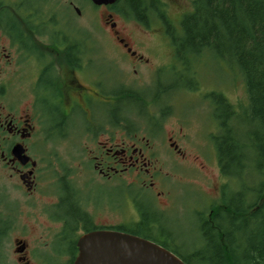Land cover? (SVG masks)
<instances>
[{"label":"flooded vegetation","instance_id":"flooded-vegetation-1","mask_svg":"<svg viewBox=\"0 0 264 264\" xmlns=\"http://www.w3.org/2000/svg\"><path fill=\"white\" fill-rule=\"evenodd\" d=\"M124 1L148 11L177 9L179 21L192 12L187 6L192 4L193 10L192 0ZM68 13L72 15L69 7L59 8L54 0L0 2V42L2 37L7 41L0 49V249L20 213H41L42 232L56 233L47 253L63 258V264H73L79 238L95 230H129L156 242L149 234L154 226L159 241L164 240L159 244L176 246L170 229L163 231L156 216L174 204L163 199L169 192L156 170L155 155L167 151L185 158L181 143L187 134L180 127L167 136L164 125L180 109L173 103L180 92L198 91L203 109V88L192 72L197 58L182 59L171 35L164 39L171 50L147 56L122 33L112 14L103 17L108 30L103 38L113 48L107 53L96 45V35L76 23L68 31ZM146 18L136 20L146 24ZM157 20L165 23L163 16ZM176 62L184 75L171 73ZM227 103L228 114L235 117L238 109ZM212 107L220 133L224 116ZM199 109L190 116L203 124ZM201 123L195 121L194 128H202ZM147 136L162 142L151 143ZM191 143L199 151L201 145ZM128 209L138 216L129 224L97 222ZM15 245L22 264L48 263L46 254L30 262L25 238L16 237Z\"/></svg>","mask_w":264,"mask_h":264},{"label":"rangeland","instance_id":"rangeland-1","mask_svg":"<svg viewBox=\"0 0 264 264\" xmlns=\"http://www.w3.org/2000/svg\"><path fill=\"white\" fill-rule=\"evenodd\" d=\"M54 1L57 2L59 8H70L72 15L68 13L70 19L67 23L69 32H73V27L76 23L77 27L83 29L86 34L91 33L96 35V45L100 46L101 50L107 53L113 50L105 39V35H108V30L104 24L103 17H108V14L113 15V19L117 22L118 27L121 28L122 33L134 41L132 43L135 48L144 52L146 51L148 53L145 52L147 56H154L156 52L166 54V52L171 50L170 46L168 47L165 44L164 39L167 38L166 35H175V37H178L181 34V22L178 20L179 10L177 9L170 10L168 13L166 11L149 10L146 15L147 23L143 24L139 20H136V17L130 15V10L125 3H121L117 9H105L92 6L88 0ZM70 1L80 9V15H77L70 7ZM0 2H14V0H0ZM186 8H189L191 12L192 4ZM159 15L165 18V23L157 20ZM60 16H64L62 12ZM59 24L60 28L65 25H63L60 19ZM137 40L143 41L145 45H137ZM6 43V39L2 37L0 49ZM192 65V72L195 75V79H197L203 88V109L200 108L201 102L198 98L201 95L198 94V91H192V94H189V92H180L174 97V106L179 105L180 109H174V117L170 119L169 123H165L164 128L167 136H169V130L183 128L184 133L187 134V137L182 139L181 143L183 151H185V158L177 157L172 153H167V151L163 152L162 150V153L155 155L156 170L160 172V179L166 184L168 194H170V196L166 194L163 199L174 204L173 208L169 209L172 210V213H168V210L166 213H156V216L160 219L161 223L159 225L164 226V229L161 227L163 231L170 229L168 231L170 239L176 245L171 246V248L183 257L189 258L192 262L196 263L194 251L203 249L202 237L199 230L201 228L199 218L202 215L209 216V214L214 213L219 208V201L222 195L221 191H223L224 186H229L231 181L221 173L218 166L214 137L218 135L219 128L218 122L213 116V114H216L211 105L213 103V97H210L209 94H221L235 109H238L239 113L247 107L249 100L244 77L233 62L203 55L193 60ZM172 66V74L176 77L184 75L183 66L178 62ZM171 77L175 83L179 81L175 77ZM165 78H169V75L167 74ZM182 83L184 84V82ZM179 90L182 91L184 89L181 87ZM198 109L199 111H203V124L196 115L190 116ZM195 121H199L202 128H194ZM188 125L190 126L187 128ZM195 130H198V132L195 133ZM222 133L223 130L220 134ZM147 139L151 140V143L152 141H156L157 144L162 142V138L154 139L147 136ZM191 141L201 145L198 148L199 151L191 149L194 145ZM78 144L79 142L73 145ZM195 157H197L196 161H194ZM201 163L203 164V168H201ZM248 182L249 179L245 181L246 185H248ZM254 183L256 184V181H252L251 185ZM230 184L234 185L236 182L232 180ZM20 215L22 218L19 219L16 226L14 225L7 232L3 241V247L0 249L2 264L23 263V261H18L14 251L16 249V237H23L28 241V257L31 263H36L35 256H44V254L47 256L45 258L48 261L47 264L65 263L66 261L63 258L61 261L59 260L58 255L53 256L51 253L49 255L47 253L51 248L48 243L52 244L51 239L54 238L56 233L42 232L40 222L43 219L41 213H20ZM137 218V213H132L128 209L126 213H111L107 215L104 222L99 221L97 218V222H111V224L115 225L127 220L129 224L133 220H137ZM156 229L158 228L153 226L149 234L158 243L164 241H159L160 238L155 234Z\"/></svg>","mask_w":264,"mask_h":264},{"label":"trees","instance_id":"trees-1","mask_svg":"<svg viewBox=\"0 0 264 264\" xmlns=\"http://www.w3.org/2000/svg\"><path fill=\"white\" fill-rule=\"evenodd\" d=\"M124 2L118 0L112 9ZM128 9L139 20L148 12L135 5ZM180 22V36H171L181 58L206 55L233 62L244 77L249 102L233 117L221 94L209 95L218 116H224L223 133L214 137L220 171L236 184L224 186L219 208L203 215V249L194 251L196 263L160 245L186 264H264V0H193L192 12Z\"/></svg>","mask_w":264,"mask_h":264},{"label":"water","instance_id":"water-1","mask_svg":"<svg viewBox=\"0 0 264 264\" xmlns=\"http://www.w3.org/2000/svg\"><path fill=\"white\" fill-rule=\"evenodd\" d=\"M95 6H112L118 0H90ZM73 264H186L165 247L142 237L115 230L82 235ZM17 248L16 252H23Z\"/></svg>","mask_w":264,"mask_h":264}]
</instances>
